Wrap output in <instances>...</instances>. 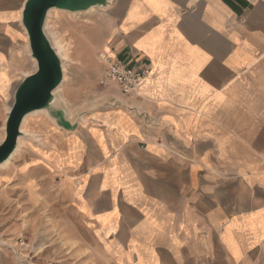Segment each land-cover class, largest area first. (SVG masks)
Masks as SVG:
<instances>
[{"label": "crops", "instance_id": "1", "mask_svg": "<svg viewBox=\"0 0 264 264\" xmlns=\"http://www.w3.org/2000/svg\"><path fill=\"white\" fill-rule=\"evenodd\" d=\"M26 2L0 0L4 108L37 70ZM104 7L103 50L150 76L132 95L112 84L84 115L67 108L62 123L29 117L80 220L125 264H264V0Z\"/></svg>", "mask_w": 264, "mask_h": 264}, {"label": "rangeland", "instance_id": "2", "mask_svg": "<svg viewBox=\"0 0 264 264\" xmlns=\"http://www.w3.org/2000/svg\"><path fill=\"white\" fill-rule=\"evenodd\" d=\"M45 28L54 46L56 40L63 43L66 57H61L65 65L61 90L55 92L52 107L39 115L62 123L67 108L84 115L109 87L99 83V54L109 41L111 20L107 7L53 8ZM13 102L14 95L6 109L0 106L6 111L0 119V144ZM41 134L28 120L15 155L0 164V264H125L106 252L80 220L67 195V171L51 164Z\"/></svg>", "mask_w": 264, "mask_h": 264}, {"label": "water", "instance_id": "3", "mask_svg": "<svg viewBox=\"0 0 264 264\" xmlns=\"http://www.w3.org/2000/svg\"><path fill=\"white\" fill-rule=\"evenodd\" d=\"M107 3L108 0H27L23 23L29 34L32 56L37 60V70L15 90L6 138L0 144V164L9 160L15 152L25 117L31 112L51 108L55 90L64 79L62 58L45 28L49 11L53 8L87 10L94 6L104 7Z\"/></svg>", "mask_w": 264, "mask_h": 264}, {"label": "built area", "instance_id": "4", "mask_svg": "<svg viewBox=\"0 0 264 264\" xmlns=\"http://www.w3.org/2000/svg\"><path fill=\"white\" fill-rule=\"evenodd\" d=\"M99 60L106 66V72L99 81L100 85L108 87L117 84L125 95L138 93L141 83L152 71L148 64L131 65L107 50L100 52Z\"/></svg>", "mask_w": 264, "mask_h": 264}, {"label": "bare ground", "instance_id": "5", "mask_svg": "<svg viewBox=\"0 0 264 264\" xmlns=\"http://www.w3.org/2000/svg\"><path fill=\"white\" fill-rule=\"evenodd\" d=\"M93 8V7H92ZM51 11V10H50ZM49 11V12H50ZM61 41H58V40H56L55 41V47L57 48V51H58V53H59V55L61 56V57H66L65 55H66V49H65V47H64V45H63V43L61 42ZM64 66V69H65V65H63ZM58 90H61V86L60 87H58L56 90H55V92H57ZM42 111H45V109H42V110H37V111H34L33 113H30L31 115H33L34 116V114H38V113H40V112H42ZM44 113V112H43ZM31 115H27L26 117H25V119H24V121H23V124H22V127H21V130L22 131H24L25 130V127H26V125H27V122H28V120H29V116H31ZM36 118V117H35ZM41 118V117H40ZM55 128V127H54ZM28 132H29V130H28ZM37 136V135H36ZM40 138H39V140L43 143V144H46L47 142L46 141H44V136L43 135H40L39 136ZM25 141V140H24ZM21 143H22V136H20L19 137V146L21 145ZM48 144V143H47ZM51 146V145H50ZM45 148V147H44ZM15 155V153H13V155L11 156V158L9 159V160H7L5 163H3L4 165L5 164H7L12 158H13V156ZM2 165V164H1ZM16 249V248H15Z\"/></svg>", "mask_w": 264, "mask_h": 264}]
</instances>
